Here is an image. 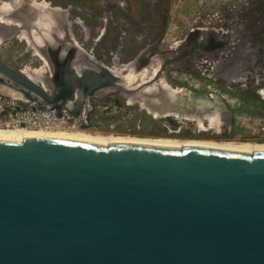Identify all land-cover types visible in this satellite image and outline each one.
I'll list each match as a JSON object with an SVG mask.
<instances>
[{
	"label": "water",
	"instance_id": "95a60500",
	"mask_svg": "<svg viewBox=\"0 0 264 264\" xmlns=\"http://www.w3.org/2000/svg\"><path fill=\"white\" fill-rule=\"evenodd\" d=\"M7 1L15 9H0V34L25 31L34 40L33 29L44 32L32 2L21 21L18 0ZM50 30L52 40L34 45L51 64L47 87L0 56L3 85L50 105L121 90L153 107L148 88L188 54L163 58L159 72L132 86L68 30ZM80 53L91 65L76 63ZM161 87L168 101L153 107L159 114L192 113L183 94ZM188 94L187 104L207 96ZM0 264H264V151L0 135Z\"/></svg>",
	"mask_w": 264,
	"mask_h": 264
},
{
	"label": "rangeland",
	"instance_id": "374dc122",
	"mask_svg": "<svg viewBox=\"0 0 264 264\" xmlns=\"http://www.w3.org/2000/svg\"><path fill=\"white\" fill-rule=\"evenodd\" d=\"M48 1L52 5L67 9V12L65 10V12L59 11V16L55 14L54 18L60 17L59 20H62L59 21L57 18L56 23L59 25L55 23V26L60 27V31L66 32L68 30L70 35L87 53L110 67L115 62L118 64L134 62L136 70L141 71L149 67L156 57L162 59V62L163 58L167 56H178L182 52L188 51L187 56L180 62L167 66L161 75L160 82L152 86L153 89L151 90L156 92L154 97L156 103L153 107L159 106L165 101L167 104L166 97L168 93L161 87L163 83L173 88V90L185 88L184 91L191 89L207 96L214 95L213 98L210 96L213 102L210 106L199 108L193 101L194 97L190 99V104L186 106L187 110L201 118V122H204L203 124L208 127L207 130H201L200 119H184L175 115L168 116L163 112L161 114L156 113L152 106L145 104L144 99L133 97L121 90L104 92L88 101L86 104V122L81 124L88 125L82 129H89L103 134L146 138L176 137L219 141H256L244 131L242 132L236 125V116L241 113L242 109L238 110L237 107L232 105L234 104L232 102H241L251 110H258L264 106V99L260 95L250 98L246 93H243L248 88L242 84L246 82L247 79L245 78L251 76V71L261 74V70H256L253 67L249 68L248 71L250 72H248L243 69L241 60L230 62L229 60L233 59L234 56L236 57L237 53H234L235 50L230 47L234 45L233 42L235 41H230L232 44H228L229 41H226V37H228L227 32L230 23L238 21L234 11H236V14H240L241 5H243L242 9L244 10V4H253L257 0ZM254 18H258V16ZM63 19H67L66 21L69 22ZM246 22L250 25V20ZM197 27L209 29L215 33L218 42L224 41L226 43H223L219 48L214 46L217 48L213 47L211 51L198 56L189 55L192 50L181 52L183 46L181 41ZM246 31L250 41L253 35L248 29ZM0 56L17 69L40 67L43 62L39 56L34 55V51L27 43L19 39L16 34L15 36L3 37V40L0 41ZM80 58L81 61L86 62L82 54ZM50 69L49 66L48 71ZM44 74L48 76L47 71ZM152 76L145 80L139 78L136 81L141 83ZM254 77L255 81L249 84L255 87L256 85L264 87V78L257 73ZM2 83L1 80L0 90L6 86ZM235 84L238 85V87H235L236 89L234 88ZM166 88L170 93V89ZM252 90L256 92L255 88H252ZM16 92L22 93L19 90H16ZM215 96L219 99L215 100ZM29 99L37 101L33 98ZM92 101L96 105L89 114L90 107L93 105L91 104ZM212 115L217 116L221 122L218 131L209 125L210 116ZM169 119L175 120L177 125L174 126Z\"/></svg>",
	"mask_w": 264,
	"mask_h": 264
},
{
	"label": "bare ground",
	"instance_id": "6f19581e",
	"mask_svg": "<svg viewBox=\"0 0 264 264\" xmlns=\"http://www.w3.org/2000/svg\"><path fill=\"white\" fill-rule=\"evenodd\" d=\"M29 2H32L31 6L34 9H39L40 14H36L35 20L37 24H40L42 29H44V32H40L38 30L33 29L32 33L34 36V40H31V37L27 32L21 31L19 34H16L17 37L27 43V45L34 51V55L39 56L42 59V65L40 67H26L23 70L31 79L38 81L40 83H43L44 86H48L47 81L45 79V71L48 69L49 66L51 68V64L47 58H45L40 50L35 47V43H43L45 40V36L52 40V32H50L51 27L53 24L56 23V18L55 14L58 15L59 9H56V11L50 12V6L48 0H28ZM18 6L20 7L18 10L16 8V14L18 20H25L28 21L30 18L26 17L24 14L27 11V0H18L17 2ZM15 9V6L8 2L7 0H1L0 2V9L4 10L5 12H10ZM13 11V12H15ZM65 12V11H64ZM67 12V11H66ZM30 14V11L29 13ZM56 15V16H57ZM59 16V15H58ZM60 17L58 18V20ZM64 20V19H63ZM65 19L64 21H66ZM62 21V20H59ZM69 22V21H66ZM58 24V23H56ZM61 24V23H60ZM68 24V23H67ZM59 25V24H58ZM70 25V24H69ZM58 28V27H57ZM60 28V27H59ZM65 30V29H63ZM38 31V32H37ZM64 32V31H63ZM12 36L9 35L7 32H2L0 34V41L3 40V37H10ZM34 42V44H33ZM80 55H77V64H80L82 66L85 65H91L89 62H83L80 59ZM162 59L159 57H156L153 59V62L150 64L149 67L137 71L134 68L133 63L129 64H118L114 63L112 66L115 72L119 74H124V78L127 81L129 85L136 86L140 82L136 81L137 79L141 78L142 80H145L151 75H155L157 72L160 70V65L162 64L161 62ZM152 76V77H153ZM151 77V78H152ZM149 80V79H148ZM147 81V80H146ZM145 82V81H142ZM162 83V82H161ZM165 87H168L170 89V95L176 96V93H182L183 94V99L182 102L187 105V97L185 95L188 94V91H184L185 88H178L179 90H173L170 86L166 85L163 83ZM162 84V85H163ZM153 89V87L148 88V90ZM1 90L4 92H9L14 95H20L23 96L24 98L26 97L23 93L16 92V89L6 87L4 86ZM141 97H145L144 95H141L137 93ZM173 96V97H174ZM189 96V94H188ZM200 96V95H199ZM199 96H194V103L196 106L199 108H203L204 106H210L213 104V102L208 101L205 99L200 98ZM215 98H218L215 96ZM192 103V102H191ZM157 107V106H156ZM155 109V108H154ZM156 113L158 111L156 110ZM169 114H173L179 118H194L195 120L200 119V124L202 126L201 130H207L208 127H206L205 124L201 122V118H199L196 114L193 113H187V112H182L179 113L178 111H169ZM182 114V115H181ZM211 128H216L218 131L221 127V122L219 121L217 116H210V122ZM199 124V123H198ZM201 128V127H200ZM26 134H45V135H54V136H62V137H71V138H79V139H87V140H94V141H100V142H137V143H145V144H155V145H170V146H187V145H198V146H208V147H217V148H226V149H236V150H242V151H248V152H255V151H264V142L261 141H240V140H214V139H201V138H176V137H156V138H146V137H137V136H130V135H116V134H103L101 132H96L92 131L89 129H80L77 127H67V128H51V129H34V128H27V127H18V128H0V135H8V136H18L21 137ZM154 137V136H153Z\"/></svg>",
	"mask_w": 264,
	"mask_h": 264
},
{
	"label": "flooded vegetation",
	"instance_id": "af4514ba",
	"mask_svg": "<svg viewBox=\"0 0 264 264\" xmlns=\"http://www.w3.org/2000/svg\"><path fill=\"white\" fill-rule=\"evenodd\" d=\"M255 4V5H254ZM243 5L240 6V14H236V11H234V14L237 16L238 21L230 23V26L228 27V37H226V41H229L228 44L234 43L233 46H230L235 50L234 53L236 54V57L234 56L233 59L229 60L230 62H243V69L245 71L250 70L249 68L255 67L256 70L260 69L261 74L259 72H250L251 76L247 79V90H245L243 93H246L250 98L258 97L259 95L255 92V90H252L253 85L249 84L252 81H255V75L256 73L262 78H264V0H257L253 4H244V10L242 9ZM258 16V18H254ZM247 20H250V25ZM249 27V28H248ZM253 35V37L250 38V41L248 40L247 31ZM202 32H201V31ZM205 31V32H203ZM226 34V33H225ZM240 34V36H238ZM231 41V42H230ZM183 44L181 52L184 50H192L189 55L194 54L195 56H198L199 54H205L208 51H211V49L216 46L218 40L215 33L210 31L209 29H202L197 27L196 29L192 30L191 34H188V36L181 41ZM54 50L49 51L48 55L51 57L52 60L56 57V55L53 53ZM240 58V59H238ZM248 64V65H246ZM48 76L51 75V69L48 71ZM249 76V75H247ZM1 81V79H0ZM259 81V79H258ZM236 82V81H235ZM260 84V83H259ZM263 84V83H261ZM264 85V84H263ZM49 91V90H47ZM105 91L103 90H96L93 91L81 104L79 99L76 100V98L73 96L71 101H66L64 103H61L59 98H56L55 105L65 104L67 105L71 110L73 107H78L79 111H74L75 113H79L81 111H87L86 110V104L88 101H91L94 97H98L100 94H103ZM69 93V87L68 85L65 87H62V95H67ZM200 98H204L208 101L212 100L210 99V96H203L200 95ZM213 98V97H212ZM219 98H216L215 100H218ZM205 100V101H206ZM93 104L90 107L89 114L92 112V108L96 105L93 101ZM88 124H83L81 126H77V128H85Z\"/></svg>",
	"mask_w": 264,
	"mask_h": 264
},
{
	"label": "built area",
	"instance_id": "2783aa9c",
	"mask_svg": "<svg viewBox=\"0 0 264 264\" xmlns=\"http://www.w3.org/2000/svg\"><path fill=\"white\" fill-rule=\"evenodd\" d=\"M242 84L247 87V82ZM235 87H238V85L235 84ZM253 88L264 99V87L256 85ZM210 96L214 97L212 94ZM232 103L238 110L242 109L241 113L236 116L235 121L240 130L254 140L264 142V106L258 110H251L241 102L234 101ZM86 118V111L75 113L65 104H45L0 90V128L51 129L77 127L86 122Z\"/></svg>",
	"mask_w": 264,
	"mask_h": 264
},
{
	"label": "trees",
	"instance_id": "16d2710c",
	"mask_svg": "<svg viewBox=\"0 0 264 264\" xmlns=\"http://www.w3.org/2000/svg\"><path fill=\"white\" fill-rule=\"evenodd\" d=\"M169 121H170L171 123H173L174 126L177 125V122H176L175 120H173V119H169Z\"/></svg>",
	"mask_w": 264,
	"mask_h": 264
}]
</instances>
